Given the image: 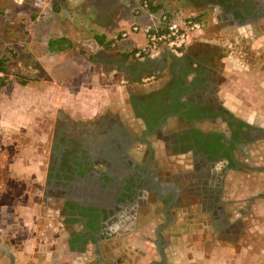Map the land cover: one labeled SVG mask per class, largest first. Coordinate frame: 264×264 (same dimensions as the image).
Instances as JSON below:
<instances>
[{
    "label": "rangeland",
    "instance_id": "1",
    "mask_svg": "<svg viewBox=\"0 0 264 264\" xmlns=\"http://www.w3.org/2000/svg\"><path fill=\"white\" fill-rule=\"evenodd\" d=\"M138 2L0 0V58H8L10 78L15 80L0 89V119H6L5 126L0 128L10 137L0 139V216L9 231L8 236H0V246L16 249L21 242H27L26 247L34 246L30 253L16 251L18 264L27 260H31L29 264H86L95 258L92 253L68 257L69 230L64 226L61 202L54 200L49 190L48 174L55 165L52 148L55 142L64 141L68 131L77 140L75 132L86 131L93 122L104 118L128 119L131 116L126 107L128 95L158 87L168 78L157 80L146 76L134 86L118 72L107 82L102 73L108 72L101 70L95 54L82 44L83 37H95L93 31L103 29L110 35L130 31L133 26H139L141 17L150 19L151 26L156 27L155 19L159 15L145 11L135 14L141 10L136 9ZM188 2L186 10L183 7L169 19L179 25L185 23L188 9L196 8L192 0ZM140 4L144 6L142 0ZM204 9L208 22L203 34L198 36L222 31L215 26L208 30L209 21L215 19V8ZM135 21L139 23H132ZM228 25L223 32L233 36L231 49L235 62L230 65L232 62L225 61L229 63L225 71H222L225 63H219L217 98L236 117L264 127V19L258 26ZM142 33L143 30L122 39L121 48L126 51L125 44ZM60 37L72 40L74 47L60 53L49 52L48 41ZM18 77L29 79L28 84H21ZM87 108L92 112L88 116ZM58 135L63 137L59 139ZM2 141L7 145H1ZM155 147L157 156H171L165 152L162 141L156 142ZM30 149L34 151L33 158L29 156ZM247 151L248 157L240 153L238 159L242 162L248 159L249 166L255 170L219 176L224 180L220 185L221 198L226 204L224 222L217 219L219 224L214 226L211 216L203 215L199 200L186 199V194L181 209L171 212L177 228L167 234L168 264H264V142ZM178 161L181 162L176 167H169L171 172L191 170L189 159ZM12 164L14 169L8 170ZM32 164L34 171L28 172ZM224 167L225 163H219L217 172L223 173ZM22 218L27 221V227L14 238L17 229L13 226L16 222L20 225ZM162 221L164 217L158 212L148 217L141 234L119 236L120 260L150 264L153 261L150 250L154 247L148 238L154 239V230ZM0 260L11 263L10 257L2 252Z\"/></svg>",
    "mask_w": 264,
    "mask_h": 264
},
{
    "label": "flooded vegetation",
    "instance_id": "2",
    "mask_svg": "<svg viewBox=\"0 0 264 264\" xmlns=\"http://www.w3.org/2000/svg\"><path fill=\"white\" fill-rule=\"evenodd\" d=\"M218 1L200 0L220 8L232 27L258 26L264 19L260 0H234L225 5ZM229 5L233 7L227 9ZM214 59L191 77L181 74L182 66L174 70L172 64L160 86L128 95V119L104 118L86 131L75 132L77 140L68 131L63 142H55L49 190L61 202L64 226L69 230V258L70 254L92 253L95 258L86 264H129L120 260L119 236L141 234L148 217L160 212L164 221L154 230V239L148 238L154 247L150 264H168L167 234L177 228L171 212L180 210L186 199H198L203 215L211 216L214 226L219 224L217 219L226 220L220 186L224 180L219 176L255 170L238 155L248 157L251 146L264 142V127L236 117L218 100L219 75L211 68L216 66ZM158 70L162 71L160 65ZM161 141L171 156H157L155 143ZM181 158L191 161V170L171 172L169 167H176ZM221 162L225 163L223 173L216 168Z\"/></svg>",
    "mask_w": 264,
    "mask_h": 264
},
{
    "label": "crops",
    "instance_id": "3",
    "mask_svg": "<svg viewBox=\"0 0 264 264\" xmlns=\"http://www.w3.org/2000/svg\"><path fill=\"white\" fill-rule=\"evenodd\" d=\"M192 1L194 4L193 6L196 8H193V10L188 9L189 16L187 18L197 16L199 14L207 12L208 8L204 9V7L214 8L213 6L202 4L200 2V0H192ZM140 2H141V0H139V2L137 3L136 6L138 8H136V9L141 8V10H139L138 13H136L135 12L136 10H134L135 14H142L145 11L146 13L159 15L158 18L155 19V22L158 21V24L155 25L156 27H152L151 24L153 23V21H151L150 19L143 20L142 17H141L140 23L137 21L132 22L134 24L139 23L138 25L140 26V28L142 27L141 31L143 30V33L141 34L140 37L135 36V38L132 39L131 43L125 44V48H127L126 51H124L121 48V44H120V41L122 39H124L121 37V34L124 31L118 32V33L116 32V34L112 33V35L106 34V32H104L103 29H101L102 30L101 32L93 31L94 35H104L107 42L112 43L110 49H106L105 47L101 46L97 42L95 37H88L87 36L85 38L84 37L82 38L85 40L82 44L84 46H86L87 48H90L91 49L90 51L95 54L94 58H95V60H97V64H99V67L101 68V70L102 71L105 70L106 72H108V74L102 73V76H104V78L107 82L111 81L110 79L115 74H117L118 72H121L122 77L126 78L128 80H131V82L135 86L140 82L139 78L151 76V75L156 76V75H159V74H162V73L168 71V67L170 68L173 64V62L171 61V58H174L175 56H177V57L182 56V52L180 54L176 55V54L170 52L169 50H167L165 48H161L155 54H152L148 57L137 58V59L130 58L128 61H125L123 59V57H122L123 53L126 54V53L135 52L139 48H142L146 44L147 38H146L145 32L147 30L152 29V28L155 29V28H158V27L162 26L163 24H165L164 23L166 21L165 17H164L165 14H167L168 17L173 19V16H175L176 12H178L183 7H185V10H186V3H189L188 0H157V3L161 4L162 8L157 12H152L148 8H147L148 9L147 10L145 5L142 6V4H140ZM200 6H203V9H201ZM214 12H215V14H214L215 19L212 22H211V20L209 21V24L207 25L208 30L211 29L213 26H215L216 28H218L219 30H222V31L213 33L211 35H203V36H198V35H202L204 31L199 33V34L196 33L197 35L193 34L191 37V40H190V42H189V44L185 50V54L195 57L197 54H199L200 49H203V48H207L209 50L214 51L215 55L213 56V59L215 58L214 60H215L216 66L213 65V66H211V68H213L214 71L216 72V74L220 76L221 74H220L219 63L221 61H223V63H225V65H226L225 68L222 69V71H225L228 69V67H229L228 64L230 62H232V64H230V65H233L235 62V56L233 55L234 53L232 52V49H231L234 41H232V39H233L232 35H230L231 36L230 37L228 35V33L223 32V30L225 31L229 27V25H228L229 21L226 18V15L224 14V12H222V10L220 8H217V7H215ZM169 22L175 23L174 20H169ZM208 30L206 32H208ZM137 37H139V39ZM197 38L200 39V40H198L199 42H197V40H195ZM125 39H127V38H125ZM129 46H131V47H129ZM225 61H227L229 63H226ZM159 65L161 66L162 71L158 70ZM146 67H148L150 69H146ZM207 67H210V66H207ZM139 73H140V75H139ZM136 75H138L139 78H136ZM96 111H97V109H94V112H96ZM90 113H92V112H90V109L87 108L85 110V115L88 116V115H90ZM5 124H6V119H0V127H4ZM1 125H3V126H1ZM5 133H6L5 131L1 132V128H0V139L1 140H5V139L10 138V137H8L9 133L8 134H5ZM1 135L3 137H1ZM1 145H7V144H6V142L2 141ZM29 153H30L29 156L33 158L34 157L33 156L34 155L33 149H30ZM14 165L15 164H12L8 170L14 169ZM8 167H9V165L6 167V169ZM27 171L28 172L34 171V164H32V167L27 168ZM21 176H23V175H21ZM23 185L25 186V183H23ZM23 210H24V206H22V211ZM0 215H1V212H0ZM32 222H33V219H32ZM13 227L17 229L14 232V238L15 237L18 238L20 235L23 234V233H21V231L24 230L25 227H27V221L22 218L20 220V225L17 224V222H16ZM18 231H20V234L18 233ZM2 235L8 236L9 231H8L7 227L5 225H3V221H2V218L0 216V236H2ZM17 243H18V241H17ZM31 243H33V242H31ZM25 245H27V242H21L20 245H18V247L16 249L7 248V245H5V247L0 246V252L4 253L10 257V262H11L10 264H18L19 258L17 255L18 253L16 251L19 250L21 252H29V253L31 251H34V246L26 247ZM16 246L17 245H15V247ZM30 261L31 260H27L24 264H29V263H31ZM0 264H7V263L5 261L0 260Z\"/></svg>",
    "mask_w": 264,
    "mask_h": 264
},
{
    "label": "trees",
    "instance_id": "4",
    "mask_svg": "<svg viewBox=\"0 0 264 264\" xmlns=\"http://www.w3.org/2000/svg\"><path fill=\"white\" fill-rule=\"evenodd\" d=\"M227 1H230V3L234 2V0H219L218 4L225 5ZM143 3L152 12H157L162 8V5L158 4L157 0H143ZM213 4H215V2H213ZM235 4L239 5V2H235ZM232 7H233L232 5H229L227 9L232 8ZM164 17L166 20L164 23H168L170 20L169 19L170 17H168L167 14H165ZM237 17L239 18L242 17L239 12H237ZM188 21L202 23L205 27L206 22H208V15L207 13H202L197 16L188 18L187 22ZM95 38L101 46L105 47L106 49H110L112 43L107 42L104 35H95ZM73 47H74V43L72 42V40H70L69 38H65V37L50 39L48 41V46H47L48 51L52 53L64 52L66 50L72 49ZM185 50L186 49L181 51L182 56L180 57L175 56L174 58H171V61L173 62V66H172L173 69L175 70L179 66H182L183 68L181 70V74L184 75L185 77H189V76L191 77L192 73L193 72L195 73L198 70L202 72V69L205 67L207 62L211 58L213 59L212 54H210V52H208L205 49H200L199 54H197L195 57L186 55ZM136 52L137 51L126 53V54L123 53L122 57L125 61H128L130 58H133L135 56ZM8 64H9L8 58H0V89L5 88L6 86L12 84L15 81L14 79L10 78L11 73H10ZM151 76L155 77L157 80H161L165 76H168V73L166 72V75L162 73L156 76L154 75H151ZM16 79H18V81H20V83L23 85H27L29 81V79H26L25 77H18ZM223 113L225 114V112ZM218 116H221V114L215 115V117H218ZM231 126L233 127L234 125H231ZM230 162L232 166L236 167V164L233 162V160H230Z\"/></svg>",
    "mask_w": 264,
    "mask_h": 264
},
{
    "label": "built area",
    "instance_id": "5",
    "mask_svg": "<svg viewBox=\"0 0 264 264\" xmlns=\"http://www.w3.org/2000/svg\"><path fill=\"white\" fill-rule=\"evenodd\" d=\"M204 25L199 22L186 21L182 25L177 23H165L162 26L149 29L145 32L146 44L139 48L135 54L137 58L148 57L155 54L159 49L165 48L178 55L186 49L193 34L201 33ZM139 26H133L130 31H124L122 38H128L131 33H140Z\"/></svg>",
    "mask_w": 264,
    "mask_h": 264
},
{
    "label": "water",
    "instance_id": "6",
    "mask_svg": "<svg viewBox=\"0 0 264 264\" xmlns=\"http://www.w3.org/2000/svg\"><path fill=\"white\" fill-rule=\"evenodd\" d=\"M168 217L171 218L169 215H168ZM165 226H166V225H165ZM165 226H164V227H165ZM160 230H161V229H160ZM161 240H162V239H161Z\"/></svg>",
    "mask_w": 264,
    "mask_h": 264
}]
</instances>
